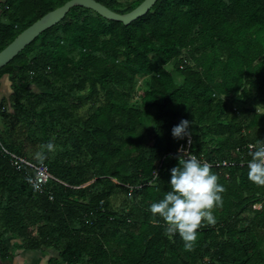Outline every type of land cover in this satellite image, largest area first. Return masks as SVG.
Here are the masks:
<instances>
[{
	"label": "trees",
	"instance_id": "1",
	"mask_svg": "<svg viewBox=\"0 0 264 264\" xmlns=\"http://www.w3.org/2000/svg\"><path fill=\"white\" fill-rule=\"evenodd\" d=\"M65 1L0 0V49ZM6 74L0 239L51 250L46 264H264V186L247 176L249 144L264 141V0H156L128 24L74 5L0 67V85ZM182 119L188 152L226 189L191 251L149 211L170 190ZM49 141L38 193L10 153L37 164Z\"/></svg>",
	"mask_w": 264,
	"mask_h": 264
},
{
	"label": "clouds",
	"instance_id": "2",
	"mask_svg": "<svg viewBox=\"0 0 264 264\" xmlns=\"http://www.w3.org/2000/svg\"><path fill=\"white\" fill-rule=\"evenodd\" d=\"M190 123L182 119L172 128V136L177 139L188 137L190 143ZM46 151H55L53 142L42 144L35 153L36 159L41 162L46 159ZM248 155V179L264 186V141L256 140L250 144ZM176 159L177 165L170 169V190L162 199L151 203L149 211L153 224L160 225L162 221L165 234L171 237L178 233L184 249L191 251L197 241V230L216 223L214 210L223 206L222 193L226 189L218 183L219 177L211 171V165L190 154L183 146L178 149ZM155 174L158 177V173Z\"/></svg>",
	"mask_w": 264,
	"mask_h": 264
},
{
	"label": "water",
	"instance_id": "3",
	"mask_svg": "<svg viewBox=\"0 0 264 264\" xmlns=\"http://www.w3.org/2000/svg\"><path fill=\"white\" fill-rule=\"evenodd\" d=\"M156 0H142L132 9L119 12L109 8L98 0H66L61 5L45 12L31 24L21 30L8 44L0 49V67L10 61L20 50L32 41L40 32L60 21L71 6L81 5L91 8L102 16L120 20L125 24L143 15L154 4Z\"/></svg>",
	"mask_w": 264,
	"mask_h": 264
},
{
	"label": "built area",
	"instance_id": "4",
	"mask_svg": "<svg viewBox=\"0 0 264 264\" xmlns=\"http://www.w3.org/2000/svg\"><path fill=\"white\" fill-rule=\"evenodd\" d=\"M2 109L4 106H1ZM188 137H186V142L181 144L186 151H188L189 142ZM252 144V143H250ZM249 144V145H250ZM10 163L12 164L13 168L17 171H22L25 166H31L33 169L31 174H29V182L33 186L36 192L43 193L46 191V185L49 179L52 177V174L48 168V165L44 162H39L37 164H33L26 156H22L15 153H10ZM230 162V161H229ZM227 163L226 160H222L221 162H216V165H225ZM49 193V198H52V193Z\"/></svg>",
	"mask_w": 264,
	"mask_h": 264
},
{
	"label": "crops",
	"instance_id": "5",
	"mask_svg": "<svg viewBox=\"0 0 264 264\" xmlns=\"http://www.w3.org/2000/svg\"><path fill=\"white\" fill-rule=\"evenodd\" d=\"M10 92H11L10 81L8 79V75L6 74V75L2 76V78H1L0 100L4 96H8L10 94ZM16 241L17 240L15 238H10L9 240H6L7 246L9 247L10 250L13 251V255H15L14 262L16 264H31L29 257L30 256L36 257L38 254H40V252H42V251L37 250V249H24V248H18L17 246L15 247ZM14 248H15L16 252L14 251ZM18 249H19V251H17ZM45 253L53 254L51 250H48V252L46 250ZM47 259H48V256H46V255L44 256V258L42 257V260H41L42 264H46ZM34 261H36V259ZM37 262H38V259H37ZM37 262H36V264L40 263V262L39 263H37Z\"/></svg>",
	"mask_w": 264,
	"mask_h": 264
},
{
	"label": "flooded vegetation",
	"instance_id": "6",
	"mask_svg": "<svg viewBox=\"0 0 264 264\" xmlns=\"http://www.w3.org/2000/svg\"><path fill=\"white\" fill-rule=\"evenodd\" d=\"M6 244L7 243L5 239H0V264H16L14 262L15 255H13L12 257H7L5 255L4 245Z\"/></svg>",
	"mask_w": 264,
	"mask_h": 264
},
{
	"label": "rangeland",
	"instance_id": "7",
	"mask_svg": "<svg viewBox=\"0 0 264 264\" xmlns=\"http://www.w3.org/2000/svg\"><path fill=\"white\" fill-rule=\"evenodd\" d=\"M170 68H172L171 66H169ZM143 82V77L142 76H139L138 77V79H137V87L139 86V85H141V83ZM15 247H16V245H15ZM19 248V247H18ZM14 251H15V248H14ZM17 251H19V249L17 250ZM16 252V251H15ZM47 254L48 253H42V252H40V254H38L36 257L35 256H30L29 257V260L31 261V264H36V262H37V259H38V262L37 263H39L41 260H42V257L44 258V256L46 255L47 256ZM54 254V253H53ZM36 259V261H34ZM34 261V262H33ZM39 264H42V261L39 263Z\"/></svg>",
	"mask_w": 264,
	"mask_h": 264
}]
</instances>
